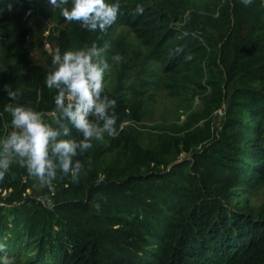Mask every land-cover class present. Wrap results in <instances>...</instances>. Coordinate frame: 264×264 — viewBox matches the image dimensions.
<instances>
[{
	"label": "trees",
	"instance_id": "1",
	"mask_svg": "<svg viewBox=\"0 0 264 264\" xmlns=\"http://www.w3.org/2000/svg\"><path fill=\"white\" fill-rule=\"evenodd\" d=\"M34 1L41 13L54 8ZM117 2L103 32L54 8L53 52L108 46L104 92L116 100L117 132L78 153L79 182L58 169L49 188L11 165L0 179V256L11 264H264V205L252 199L264 186V0ZM19 5L29 7L0 0V136L10 119L5 85L56 126V90L45 84L52 64L31 60L28 31L11 21ZM162 92L174 115L146 125Z\"/></svg>",
	"mask_w": 264,
	"mask_h": 264
},
{
	"label": "clouds",
	"instance_id": "2",
	"mask_svg": "<svg viewBox=\"0 0 264 264\" xmlns=\"http://www.w3.org/2000/svg\"><path fill=\"white\" fill-rule=\"evenodd\" d=\"M247 6L252 0H241ZM60 9L67 21L80 22L86 30L106 31L117 19L120 4L117 0H48ZM107 45L96 43L79 49L56 48L51 54L52 68L45 78L46 86L55 89L53 96L56 126L40 111L17 102L18 91L5 85L9 102L3 112L10 117L8 130L0 136V179L13 164L27 170L29 176L50 182L57 170L79 182L85 165L76 159L93 147V141L104 140L105 134H116V116L112 109L116 100L105 92V74L109 61L102 57ZM112 61L119 63L120 54ZM94 117V119H93ZM70 125V127H69ZM79 133L71 135V130ZM3 245H0V252ZM0 264H11L0 256Z\"/></svg>",
	"mask_w": 264,
	"mask_h": 264
},
{
	"label": "rangeland",
	"instance_id": "3",
	"mask_svg": "<svg viewBox=\"0 0 264 264\" xmlns=\"http://www.w3.org/2000/svg\"><path fill=\"white\" fill-rule=\"evenodd\" d=\"M29 7L21 8L19 5L13 12L16 16L11 15V21L17 27H23L28 31L26 43L31 47L30 54L31 60L42 66H48L51 63V54L53 53L50 48L49 41L56 36L57 29L60 27L57 22V17L54 14V8L47 14L39 12L36 9L34 0H25ZM3 56V50L0 49V61ZM155 105V114L144 123L152 125L156 120H168L174 115L173 102L165 93H160L157 96ZM141 130V136H147L148 129H144L138 124ZM5 194V192L3 193ZM253 201L257 205H264V186H261L253 195Z\"/></svg>",
	"mask_w": 264,
	"mask_h": 264
},
{
	"label": "built area",
	"instance_id": "4",
	"mask_svg": "<svg viewBox=\"0 0 264 264\" xmlns=\"http://www.w3.org/2000/svg\"><path fill=\"white\" fill-rule=\"evenodd\" d=\"M219 114H222V110L219 111Z\"/></svg>",
	"mask_w": 264,
	"mask_h": 264
}]
</instances>
